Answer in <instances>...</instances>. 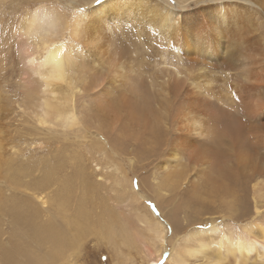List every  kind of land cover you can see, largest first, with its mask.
Listing matches in <instances>:
<instances>
[{
    "label": "bare ground",
    "instance_id": "obj_1",
    "mask_svg": "<svg viewBox=\"0 0 264 264\" xmlns=\"http://www.w3.org/2000/svg\"><path fill=\"white\" fill-rule=\"evenodd\" d=\"M92 4L69 18L54 5L31 12L18 32L30 46L22 47L20 55L30 82L24 94L33 102L30 113L39 131L61 138L79 134L85 149L113 155L106 166L86 157L97 167L91 172L98 170L99 180H92L77 161L82 164L73 176L56 179L53 188L47 178L21 181L20 194H29L22 206L7 205V214L25 227L29 243L43 245L50 256L56 253L52 264L62 261L61 250L75 262L91 235L112 246H142L147 264H160L163 258L164 264H264V225L252 230L255 226L245 220L234 224L250 209L252 221L264 213V0ZM125 13L127 24L135 19L144 23L157 47L148 53L153 54L148 70L142 68V57L150 50L114 42L123 25L116 20ZM117 152H128L127 172L111 160ZM146 152L156 153L158 171L136 177L134 158L148 159ZM134 180L143 192L132 187ZM246 183L251 205L243 207L235 191ZM147 185L152 196L144 194ZM101 186L114 199L99 196ZM167 193L174 203L178 196L195 200L208 226H192L179 236L142 204L152 198L160 206ZM122 208L132 212L135 224L123 218ZM214 208L220 211H206ZM55 217L60 225H54ZM91 225L97 227L94 234ZM30 247L15 242L0 253L8 264H31L39 257Z\"/></svg>",
    "mask_w": 264,
    "mask_h": 264
},
{
    "label": "rangeland",
    "instance_id": "obj_2",
    "mask_svg": "<svg viewBox=\"0 0 264 264\" xmlns=\"http://www.w3.org/2000/svg\"><path fill=\"white\" fill-rule=\"evenodd\" d=\"M151 1L152 3H154V0ZM92 2L93 0H39V1L38 0H5V1L0 0V164H1L0 165V210H1L0 250L2 247H7V246L10 247L11 245H15V242L16 243L23 242V244L26 246L32 245L30 249L33 251L34 250L37 251V258L39 257V260L37 261L38 263L30 262L31 264L34 263L52 264V262L55 260L54 258L56 257V253L52 252V254L55 256L52 261L51 256L53 255L51 254L50 256L51 251L48 250L46 251L45 249L47 248H45L43 245L37 246L32 242L29 243L30 240L26 239L28 238L26 236L27 234L24 235L25 232L22 231L24 230L25 227L22 226L21 223L19 224V222L16 221L14 218H12L13 216L11 217V215L7 214L6 212L7 205L14 202L21 204L22 206V204L25 203V198H27L26 196H28L29 194L25 190L24 191L26 192V195L23 192L20 194L22 190L20 189V187H17V185H19L18 183H20L21 181L27 183L30 182L29 180L32 179L36 180L38 178H45V179L47 178L46 182L48 183V186L53 188L55 187L56 179L73 176L77 165H81L82 163L84 164L83 167L85 168L86 173L90 177L92 176L91 179L96 180L98 178L97 180H99V177L95 176V174L98 173L99 171L96 170L95 174L94 172L93 173L91 172L92 168L97 169V167L94 168V166H92L94 165V163L93 162L91 163L88 159H86V157L92 156L97 161V163L100 164V166H106L107 159L110 157V154L111 155L113 154L107 153L106 154L107 157L106 156L101 157V152L96 150L95 148H90V150L85 149L83 143H81L82 140L79 134H70V133L66 134L64 138L62 137L64 139L62 140L61 136H58L57 133L56 134L52 133L51 135V133L48 134L44 131L38 130V126L34 123L33 117L30 113V111L34 109L32 105L33 102L27 100L24 94V89L26 88V86L30 85V82L26 79V76L24 74V67H22V61L20 59V55H21V48L26 47L28 45L27 42H24L25 41L24 37L19 35L18 32L21 29L25 28L26 21L28 17H30L31 12L40 5L58 6L61 8V11L65 13L66 18H69L72 12H82L87 7L90 8L93 5ZM161 2H167L170 6L174 4V0H161ZM127 16L128 14L125 13V14H121L119 16V19L117 18L116 20L117 24L122 23L123 25H121L119 30L116 32V35L113 38L114 42L117 43L122 42L123 44H129L130 46H132L131 47L132 49L137 44L136 46L138 48L135 47L137 50H143V48H145L144 50H150V52L148 51L144 53L142 57L144 60V65H142L143 66L142 68L145 67L146 69L144 68V70H148V64H146V62L147 63L152 62V55H153V54L149 55L148 53H152L151 51L154 49L156 50L157 47L153 41L149 40L148 38L149 35L145 34L146 32L143 29L144 23L141 20H136L134 18L135 20H132L131 23L129 22L127 24V22L125 21L128 18ZM138 23L140 25H138ZM262 27L264 29V26ZM139 30H141L142 32ZM140 38H141V42H140ZM131 40L134 41L131 42ZM139 44L141 47L138 46ZM90 59L92 58L91 57L89 58L88 60L89 62H91ZM139 61L140 58H138L137 62ZM55 138H57L58 140H56ZM78 141H80L79 144H81L82 147H79L77 145ZM87 152L89 153L87 154ZM127 153L128 152L119 154L117 152L118 156L115 157L112 156L113 158L111 159L115 161V163L120 162L121 167L125 171L126 168H128L127 167L128 158L126 156L129 155H126ZM146 155L148 156V159L134 158L137 161L136 170H135L136 177L138 176L142 178L144 177L147 178L151 172L158 171V166L160 161H157L158 157H155L156 153H154L153 154L154 156H152L146 152ZM72 156H74V160ZM78 157H80L81 160H78ZM77 161H82V163ZM76 162L78 164H76ZM44 164H50V165L54 164V165L53 166L51 165L52 166L51 168H45ZM8 172L10 173L8 174ZM28 174H30V177L27 176ZM48 176L49 177L52 176V177L49 178ZM129 177L133 179L134 175L131 172H129ZM12 181L13 183L14 182L16 183L11 184ZM111 181L112 180L110 179L109 182ZM136 181L137 180H134V182L132 183V187L134 186L133 187L134 189L143 192V189L138 188ZM43 186L46 188L45 184ZM239 186H237V190L235 191V193L238 196V198L242 201L243 207L244 205L246 206V204L248 203H250L251 205L250 186L247 185V183L243 187L242 186L239 187ZM146 189L151 190L150 185L145 186L144 194H146L147 196H152L151 195L152 193ZM243 190L246 192H244ZM47 192L49 193L48 190ZM105 193L108 194L111 199H114L113 194L101 186V191L99 193V196L101 195L104 196ZM166 196H167L166 197L167 201H164V203L160 204V206L155 200H152V198L150 199L145 198L144 200H142V204L148 209L150 214L155 216L160 222H164L165 220H167L170 223V224L168 223V228H170L171 231L173 228V231H175L180 236L182 235V233L183 234L186 233V231L189 230L192 226L196 228H203L205 226H208L207 223L205 224L206 218L204 217L202 218L200 217V215L198 216L197 213L198 210H196L197 208L194 207V205H196L195 200H193L192 202H190V200L186 198H182V200H180L178 196L177 197L178 203L177 202L174 203V201L171 199L172 197L168 193L166 194ZM95 198H97V196ZM148 201H151L152 203ZM187 202H189L188 204L189 206H186ZM109 204L111 203L109 202ZM146 205H148V207ZM250 205H249V209L251 208ZM118 209L120 212V208ZM121 211H123L124 214L123 218L128 223L130 224L136 223L132 218L131 211L127 213L125 208H122ZM206 211L209 213L216 214L220 210L214 208L211 210L206 209ZM252 215H253V209H250L248 212H242L239 216V219H237V222L234 223L235 226L238 227L240 224H242L243 222L242 220H245L243 224L244 223L253 224L255 227L252 230H255L257 226L264 225V213L259 214L254 221L251 220ZM197 217L198 218L200 217L202 221L200 222V219H198ZM217 217L218 216H216L215 218ZM53 220H55L54 223L55 226H57V224L60 225V221L57 220L56 217L53 218ZM246 220H249L250 222ZM216 221L217 223L221 222L220 219H216ZM200 224H204V225H200ZM91 226L93 230L92 232L94 234V232H97V229L94 228L97 227L93 225ZM22 235L25 237L20 238L22 237ZM93 236L94 235L88 236L83 241L84 243H82L78 257L76 258L77 262L73 261L74 258L67 257L66 254L63 253L64 250H61L62 252L61 256L63 257V259L60 262V264L62 263L63 264L65 263L66 264H74V263L75 264H147L146 259L144 258L145 251L142 250V246L136 249L133 247H127L126 245L124 246L121 243L119 244V242L117 243L118 245L112 246V244L109 241L108 242L102 241L101 239ZM6 242H8L7 245ZM2 256L3 255L0 253V264H8L6 263L5 256L3 258ZM67 260L69 262H67ZM165 260L166 258H163V262L161 261L160 264H164Z\"/></svg>",
    "mask_w": 264,
    "mask_h": 264
}]
</instances>
